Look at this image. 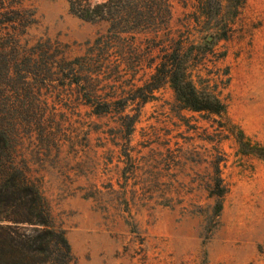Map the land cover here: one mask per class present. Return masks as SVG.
<instances>
[{"label": "rangeland", "instance_id": "374dc122", "mask_svg": "<svg viewBox=\"0 0 264 264\" xmlns=\"http://www.w3.org/2000/svg\"><path fill=\"white\" fill-rule=\"evenodd\" d=\"M155 3L117 35L68 0H2L0 138L69 264H264V0L211 22L196 0ZM175 50L224 113L181 108L166 80L144 88Z\"/></svg>", "mask_w": 264, "mask_h": 264}, {"label": "trees", "instance_id": "16d2710c", "mask_svg": "<svg viewBox=\"0 0 264 264\" xmlns=\"http://www.w3.org/2000/svg\"><path fill=\"white\" fill-rule=\"evenodd\" d=\"M155 1L68 0V3L73 14L87 21H109L111 26L108 32L112 29L120 35L125 32L128 24L152 23ZM196 1L204 21L211 22L218 20L225 7H229L234 16L243 0ZM0 2L2 4V0ZM134 28L131 26L128 30L134 33ZM107 36L99 37L95 44L107 42ZM173 55L162 61L151 74L144 85L148 93L166 80L181 108L218 115L224 113L225 104L216 95L198 90L176 50ZM102 67L101 63L98 64L95 71ZM91 97L87 96V100L94 102L95 113L109 110L110 103L101 100L96 92ZM8 144V137L0 138V264H69L70 247L64 232L51 225L49 211L39 187L30 181L23 169L12 165ZM253 148L264 159V149L256 146ZM216 188L218 191L215 194L221 198L224 189L219 185ZM220 209L221 204L218 203L217 212Z\"/></svg>", "mask_w": 264, "mask_h": 264}]
</instances>
